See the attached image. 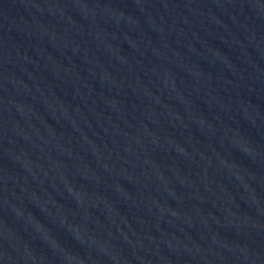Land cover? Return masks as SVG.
I'll use <instances>...</instances> for the list:
<instances>
[{"label":"water","instance_id":"obj_1","mask_svg":"<svg viewBox=\"0 0 264 264\" xmlns=\"http://www.w3.org/2000/svg\"><path fill=\"white\" fill-rule=\"evenodd\" d=\"M0 264H264V0H0Z\"/></svg>","mask_w":264,"mask_h":264}]
</instances>
